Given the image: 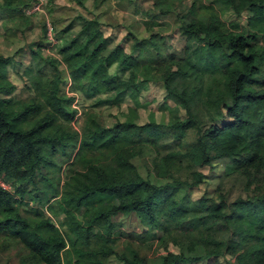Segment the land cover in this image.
Here are the masks:
<instances>
[{
  "label": "trees",
  "instance_id": "16d2710c",
  "mask_svg": "<svg viewBox=\"0 0 264 264\" xmlns=\"http://www.w3.org/2000/svg\"><path fill=\"white\" fill-rule=\"evenodd\" d=\"M33 1L5 0L2 18L7 23L19 14L31 19L34 15L24 9ZM186 1L157 0L143 12L149 37L128 33L129 52L120 44L107 47L113 39L105 36L95 16L83 17L80 31L58 50L59 59L45 57V18L42 33L47 43L30 45L34 59L42 62L27 67L36 93L28 102L13 96L16 86L8 77L13 58L0 53V177L12 187L0 186V236L21 242L29 250L25 260L146 264L137 250L115 249L124 233L116 230L112 217L134 213L146 230L161 232L157 240L166 253L159 264L203 259L213 260L208 264H264V80L256 78L264 63V45L258 41L261 34L264 39V0H192L187 5ZM93 2L99 8L107 0ZM214 3L236 18L249 14L246 26L237 20L227 24ZM78 4L85 9L81 0ZM171 10L176 11L177 30L185 40L181 57L169 50L155 29ZM48 64L55 71L51 79L44 73ZM63 65L70 94L61 92L59 85ZM152 80L162 81L166 98L176 100L185 111V119L171 125L175 138L181 140L191 130L197 134L196 142L182 154L189 166L186 177L173 176L178 153L152 160L155 177L173 176L163 185L144 177L132 161L146 149L157 151L165 133L156 120L143 124L126 120L107 127L91 110L85 113L81 130L72 125L78 113L73 105L77 93L93 99L135 91L139 82ZM225 159L245 179L248 195L234 200L222 193L212 200L202 195L188 207L177 195L197 190L208 177L201 169L212 171L216 161ZM28 202L37 207L21 213L20 207ZM190 225L200 230L185 236ZM184 238L192 255L183 249Z\"/></svg>",
  "mask_w": 264,
  "mask_h": 264
},
{
  "label": "rangeland",
  "instance_id": "374dc122",
  "mask_svg": "<svg viewBox=\"0 0 264 264\" xmlns=\"http://www.w3.org/2000/svg\"><path fill=\"white\" fill-rule=\"evenodd\" d=\"M81 1L84 3L86 10L78 4V0H48L43 7V12L33 14L34 17H31V19H26L19 14L15 19L7 23L1 15L2 5L5 4V0H0V53L3 56L13 58V61L8 65L9 80L16 86L13 96L16 95L21 101L28 102L36 95L32 89L33 81L31 76L26 73V70L27 67L32 68L37 63L42 62L41 59H34L30 51V45L35 41L47 43L46 36L44 37L42 33V24L43 21L45 22V18L52 27L51 31L54 40V46L48 45L45 49V57L53 56L59 59L58 50L62 45L68 44L67 41L73 39L76 33L80 31L83 17L94 18L96 16L99 19L103 24L102 30L105 36L113 39L112 41L108 40V48L120 44L129 52L128 33H133L141 39L149 37V32L145 29L143 21L148 19L146 13L156 5L157 0H107L99 8L94 5V0ZM191 1L187 0L186 5ZM214 7L219 17L227 24L237 20L242 26H246V18L249 14L236 18L232 11L227 10L219 3H214ZM143 12L146 13L143 14ZM158 21L160 26L155 29L161 31L163 42L168 45L169 50L176 54L177 57H181L185 40L177 30L180 20L177 18L176 11L171 10ZM228 26L231 27L230 25ZM258 41L264 45L263 34L259 35ZM60 70L62 71L60 72L59 82L61 92L70 94V81H66V84L64 82L68 75V70L64 65L60 67ZM115 71L116 66L110 69L112 74ZM54 72L53 67L48 64L44 73L51 79ZM206 78L211 79L210 76H206ZM256 78L264 80V63L260 66V73ZM255 86L259 85L255 84ZM138 87V90H128L125 93L99 94L93 99H87L83 94L77 93L75 95L76 101L73 102V105L78 113L72 122L73 127L81 130L87 118L85 113L91 110L93 114L97 115L100 123L107 127L126 120H133L140 124L147 123L150 119L156 120L162 125V131L165 133L159 143L156 144L157 151L154 149V152H150L149 149H146L141 156L137 155L132 159L133 163L144 177H150L154 183L159 185L172 181L173 176L175 179L186 177L190 173L188 171L189 166L182 154L196 142V131H188L181 140L175 138V131L171 125L176 120H184L186 114L183 107L176 100L166 98L167 93L162 81L152 80L145 85L139 82ZM97 99H102V101L96 103ZM114 101L117 104H114ZM170 152L178 153L176 158L179 159L172 168L173 176L166 179L155 177L154 173H151L153 171L151 167L152 160L159 154L166 155ZM235 168L234 163L228 159L216 161L212 171L209 168L201 169L205 174H208V177L197 190L192 191L190 195H187L183 190L177 196L181 197L185 204H188V207L198 203L202 195L210 200L217 199L219 193L224 194L230 200L246 197L249 192L244 189L245 179L235 173ZM193 170L195 169L191 168V171ZM31 207H37V204L28 202L27 206L23 205L20 207L21 213L29 211ZM62 217L56 219L58 224L61 223ZM112 219L115 222L116 230L124 233L115 244L116 251L129 253L132 249L137 250L139 256L145 259L146 264L161 263L166 251L157 240L161 235L160 231H155L154 229L146 230L134 213L128 215L119 213L113 216ZM197 228L190 225L189 232H186L185 236H192L193 233L197 234L200 230ZM207 231L211 234L213 233L212 228H208ZM126 235H130V238ZM183 241L184 251L192 255V252L187 250L189 240L184 238ZM169 248L171 251H177V248L173 245H169ZM28 254L29 250L21 242L0 236V264H40L25 260L24 258ZM231 260L233 261L234 259L231 258ZM212 261L211 259H203L201 261L178 264H208ZM112 264L121 263L114 259Z\"/></svg>",
  "mask_w": 264,
  "mask_h": 264
},
{
  "label": "built area",
  "instance_id": "2783aa9c",
  "mask_svg": "<svg viewBox=\"0 0 264 264\" xmlns=\"http://www.w3.org/2000/svg\"><path fill=\"white\" fill-rule=\"evenodd\" d=\"M48 2V0H34L33 3L28 7L24 9V12L28 15L38 13V12H43V7L45 4ZM46 26H47V31H46V36L48 40V45L54 46V40L52 37V27L48 21H46ZM51 47V48H52ZM0 186H2L5 189L12 190L10 182L6 181L2 177H0Z\"/></svg>",
  "mask_w": 264,
  "mask_h": 264
}]
</instances>
